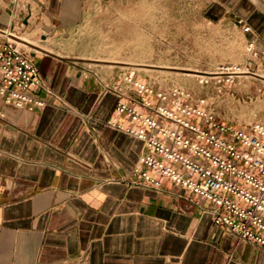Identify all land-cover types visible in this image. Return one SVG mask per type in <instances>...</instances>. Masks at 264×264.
<instances>
[{
    "label": "crops",
    "instance_id": "obj_1",
    "mask_svg": "<svg viewBox=\"0 0 264 264\" xmlns=\"http://www.w3.org/2000/svg\"><path fill=\"white\" fill-rule=\"evenodd\" d=\"M93 2L0 0V26L34 59L47 101H0V264H264L263 248L212 223L207 201L166 180L128 183L143 143L107 123H126L114 77L63 50ZM210 7L264 50V0Z\"/></svg>",
    "mask_w": 264,
    "mask_h": 264
},
{
    "label": "built area",
    "instance_id": "obj_2",
    "mask_svg": "<svg viewBox=\"0 0 264 264\" xmlns=\"http://www.w3.org/2000/svg\"><path fill=\"white\" fill-rule=\"evenodd\" d=\"M242 30L250 27L242 24ZM246 60L221 64L215 80L233 82L241 74L257 77L264 95V50L246 41ZM116 84L113 112L126 123H107L141 140L140 154L128 183L159 189L162 180L207 201L212 223L264 249V124L240 126L218 118L204 97L179 88L163 89L127 76ZM43 80L12 29L0 26V101L26 109L47 103L39 93Z\"/></svg>",
    "mask_w": 264,
    "mask_h": 264
},
{
    "label": "rangeland",
    "instance_id": "obj_3",
    "mask_svg": "<svg viewBox=\"0 0 264 264\" xmlns=\"http://www.w3.org/2000/svg\"><path fill=\"white\" fill-rule=\"evenodd\" d=\"M214 1L95 0L82 21L64 34L63 50L76 56L78 64L94 76L114 77L113 87L132 75L163 89L176 87L194 98L204 97L224 122L264 124V95L257 90V77L248 74L219 85L217 74H209L221 64H241L247 56L241 31L220 19L221 10L210 7ZM128 19L141 20L150 42L147 50L153 60L163 57L168 65H139L122 59L132 56L125 46L116 51L125 42Z\"/></svg>",
    "mask_w": 264,
    "mask_h": 264
},
{
    "label": "bare ground",
    "instance_id": "obj_4",
    "mask_svg": "<svg viewBox=\"0 0 264 264\" xmlns=\"http://www.w3.org/2000/svg\"><path fill=\"white\" fill-rule=\"evenodd\" d=\"M142 19H143V17H142ZM140 22H141V20L138 21L137 19H131V20L128 19V24H127V26H126V28H125V30L123 32L125 42H123L122 45L116 49V51H119L121 49V47H124V46L128 50H130V53L132 54V56L130 58H128L127 56L123 57L122 59L124 61H126V60L127 61H131L132 63H136V64H139V65L146 64V63H149V62H150L149 64H151V62H153V63L156 62V63H159V64H167L168 65V61L163 59V57L153 60V55L147 50L148 43H150V42L148 40V37H146V34L144 33L143 28H141ZM123 35H122V37H123ZM122 49H124V48H122ZM137 50L139 52H137ZM113 54L114 53H111L110 55L112 56ZM127 54H128V52H127ZM213 73H216V71H212L209 74H213ZM193 75L195 76V74H193ZM241 76L247 77L249 75L243 73V74H241Z\"/></svg>",
    "mask_w": 264,
    "mask_h": 264
}]
</instances>
